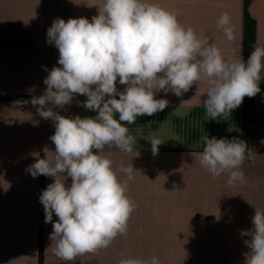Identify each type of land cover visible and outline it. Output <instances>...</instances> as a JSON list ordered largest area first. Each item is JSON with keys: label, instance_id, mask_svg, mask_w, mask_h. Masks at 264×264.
Returning <instances> with one entry per match:
<instances>
[{"label": "crops", "instance_id": "1", "mask_svg": "<svg viewBox=\"0 0 264 264\" xmlns=\"http://www.w3.org/2000/svg\"><path fill=\"white\" fill-rule=\"evenodd\" d=\"M168 10L179 9V22L203 32L220 47L226 60L244 58L245 0H150ZM101 0H0V264H39L41 236L43 264H68L56 257L49 239L52 224L45 223L41 175L26 170L37 157L55 149L50 137L54 121L42 118L32 97L43 94L48 72L59 67V52L47 42L54 19L97 15ZM232 17L234 39L227 41L217 20ZM256 21V38L264 46V0L248 7ZM264 76V72H262ZM254 97L252 158L242 165L246 184L229 186L227 175L213 177L200 163V138L207 135L242 140L244 100L228 117L208 118L203 107L207 83L193 85L182 96L160 92L168 106L152 116L124 124L136 138L130 153L105 147L103 155L113 167L132 163L135 179L128 195L136 208L126 235L117 236L99 254L78 256L70 264H119L127 257L160 264H245L250 249L241 230L254 227L255 208L264 211V78ZM123 91L124 85H117ZM87 99L74 97L71 105L54 108L65 117H95L97 112L78 106ZM118 119V116H117ZM164 141L152 153L149 141ZM49 150H45V149ZM45 150V153H44ZM95 151V150H94ZM120 179H126L123 174ZM53 179L44 176L43 190ZM70 183V178L67 181ZM57 217L53 216V221Z\"/></svg>", "mask_w": 264, "mask_h": 264}, {"label": "clouds", "instance_id": "2", "mask_svg": "<svg viewBox=\"0 0 264 264\" xmlns=\"http://www.w3.org/2000/svg\"><path fill=\"white\" fill-rule=\"evenodd\" d=\"M96 7L98 14L91 20L56 18L47 29V42L59 52V67L48 72L43 94L31 100L42 118L54 121L50 140L55 149L46 148L49 154L37 157L26 170L33 178L53 179L39 201L44 222L52 224L54 254L68 264L78 256L99 254L117 236L127 234L136 208L128 192L137 170L132 163L114 168L103 155L106 146L133 151L137 141L125 123L163 111L169 101L157 99L158 93L179 97L201 82L207 83L202 102L206 116L228 117L245 97L260 93L264 78V47H254L247 60H226L203 32L179 22V9L168 10L150 0H101ZM217 27L227 41L234 39L229 13L221 14ZM118 84L125 86L123 91ZM77 95L87 97L78 106L98 115L65 117L54 111L71 105ZM149 141L156 155L164 141ZM198 146L199 163L213 177L226 174L229 186L247 183L242 165L252 152L244 140L203 135ZM252 224L240 233L250 237L244 241L250 249L245 264H264V211L255 208ZM119 264L160 261L155 256L127 257Z\"/></svg>", "mask_w": 264, "mask_h": 264}, {"label": "trees", "instance_id": "3", "mask_svg": "<svg viewBox=\"0 0 264 264\" xmlns=\"http://www.w3.org/2000/svg\"><path fill=\"white\" fill-rule=\"evenodd\" d=\"M252 0H245L246 12H245V22H244V59L247 60L248 56L254 47H264L257 44L256 38V21L250 16L248 12V7ZM0 45H23L15 43H0ZM33 98V97H32ZM118 98V97H117ZM254 97L244 98V122L242 129V140H244L249 149L252 150L254 144ZM44 176L41 175V192L43 191ZM39 264H43V239L41 236L40 245V260Z\"/></svg>", "mask_w": 264, "mask_h": 264}]
</instances>
